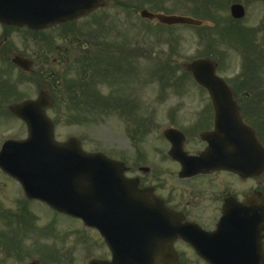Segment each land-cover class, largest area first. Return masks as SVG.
I'll return each mask as SVG.
<instances>
[{
  "label": "rangeland",
  "instance_id": "1",
  "mask_svg": "<svg viewBox=\"0 0 264 264\" xmlns=\"http://www.w3.org/2000/svg\"><path fill=\"white\" fill-rule=\"evenodd\" d=\"M105 1L104 9L78 22V27L74 32L67 34V36L75 35L76 38L73 40L75 44L71 47V50L75 51L70 50V57L67 58V71L80 70L81 73H77V78H75L74 73H70L68 77L65 76L67 71L63 72V70L66 68V63L57 65L50 63L49 65V70H55L60 79L58 88L55 90L56 95H54V98L58 99V105L56 109L48 112V115L56 122L57 139L67 141L71 137H76L81 140L86 152L109 154L114 158L125 152L127 156L134 155L137 156L135 158H140V166L143 167L151 168L155 163L164 164L160 157H154L156 154L155 147L161 145L156 143L157 135L148 136L142 142L139 141L140 145L138 144V147H135V143L127 133V122L113 117L117 115L116 113L108 111L106 113L107 118L101 121L92 119L100 110L104 109V102L98 100V102H94L96 103L94 107V103L91 106L90 91H100L102 94L108 95L110 86L116 84L113 78L117 75L119 77L118 81L124 83L123 81L136 80L139 76L142 77V72L150 73L153 70L155 72V66L160 63H156L154 59L165 57L167 53L168 55L171 53L173 58L171 63L167 64L168 69L166 72L169 76L175 72L176 75L179 74L174 79L181 78L180 76L184 77L185 82H180L181 78L178 83L179 88H182L180 90H185L182 92L185 95L168 96L167 84L161 82L155 73L154 75L148 74L147 77L143 76V80L138 82H141L140 84L129 87L132 90H137V92L140 90L142 93L146 91L145 97H148V99H145V101L148 105L156 108L163 103H208L206 95H200L197 85L188 79L189 74L185 69V65L198 58H211L218 64L219 75L226 80L231 81L237 75L243 76L245 85H242L241 88L255 94V96L245 100L249 110L252 111L251 115H253V108L250 106H259L261 111L257 120L264 121V0H228V4L227 0ZM194 1H196L197 6ZM235 1L245 6L246 17L237 25L227 24L226 21L231 17L229 13L230 5ZM119 4H125L126 8L131 9L128 11ZM200 6L206 9H199L195 12V8ZM134 8H144L150 11L158 9L164 14L172 13L212 22L211 27L213 28L211 31H204L205 34L209 32L206 37L211 39L210 41L209 39L201 41L199 33L202 30L199 31L195 28L174 27L172 30H158L157 25L141 20L140 11L135 13ZM101 16L106 17L108 22L107 33L104 34V28L100 29L95 26L93 28L94 37H89L93 26L91 23L94 19H101ZM129 16L130 18H128ZM243 30L254 31L257 34L259 32L258 35L256 34V38L253 35L251 36L256 40L251 43L247 50L234 46V41L241 46L245 45V40H236L237 35L242 33ZM158 33L172 35L175 43L172 38H169L168 41L162 38L153 42L156 39L155 35ZM201 34L205 35L204 33ZM210 34L215 37L213 38ZM104 36L116 39L120 43L125 42L130 45L137 43L138 46H141V49H135L136 53L134 55L139 53L140 57L133 59V55L130 54L126 56L123 52H111L109 55H111L112 60L119 62L122 60V62L120 67L116 66V69H121L119 74L116 69L115 71L110 70L116 62H112L108 68L109 62L103 59L105 56L101 53L99 45L105 40ZM14 39L17 38L14 37ZM77 41H79L78 45ZM89 42H91V46L89 45L90 49L87 50L85 45ZM151 43H154V47L150 51ZM159 50L163 51V54H160ZM75 66H77V69ZM17 75L18 73L12 69L0 72V84L1 80H11L14 84L17 83ZM166 77L169 80L168 84H172L173 79L168 78V75ZM176 80L172 84L174 88L178 84L175 82ZM33 82L36 83L34 80ZM33 82L30 79L25 82L22 81L14 89L16 94L9 89L10 95H8V89L4 88L3 93L0 92V102L4 101L8 106L12 100L37 97V86ZM75 83L82 85L83 89L80 90V87ZM68 84H72L68 93H61L62 85L67 87ZM172 91L173 94H181L175 89ZM138 100L140 101L139 98ZM141 104L143 106V103ZM143 107H146V105L144 104ZM142 109L144 113H140V115H145L146 110H149L148 108ZM162 109H159V111ZM1 110L3 109L0 107ZM95 111H97L96 114H94ZM160 113L157 114V118H160ZM101 114L100 112V117ZM4 116L9 117L5 110L0 112V146L5 138L26 136V131L20 122ZM261 124L260 129L259 127L258 129L264 142V122ZM162 177L168 182L169 177L167 174ZM144 178L147 183H153L154 176L152 174H147ZM17 186L15 182L0 172V264H21L22 261L26 260L28 262L32 259H39L42 264H88L94 258H108L98 235L94 231L86 230L85 232L84 226L78 222L75 227H72L73 231L76 230V233L71 236V241L68 240L67 250L62 249L64 245L58 231L60 219L46 206L38 203L33 204L31 201L26 202L22 191L16 190ZM3 214L6 216V222L2 218ZM61 221L70 225L66 220L61 219ZM10 241L13 242V246L9 244ZM71 246L73 250L72 254L69 255L68 249ZM54 248L55 250H53ZM57 248H61L67 256L59 254ZM21 251H26V253Z\"/></svg>",
  "mask_w": 264,
  "mask_h": 264
},
{
  "label": "water",
  "instance_id": "2",
  "mask_svg": "<svg viewBox=\"0 0 264 264\" xmlns=\"http://www.w3.org/2000/svg\"><path fill=\"white\" fill-rule=\"evenodd\" d=\"M99 4L100 0H57L53 13L40 15V10H28L26 17L59 23L86 14ZM231 14L241 19L245 10L241 5H233ZM142 16L157 17L169 25H202V22L188 18L154 16L147 12H143ZM27 23L36 24L37 21L29 19ZM189 68L198 83L210 92L216 111L217 130L214 139L209 140L212 147L209 154L189 160L194 161V166L200 164L229 169L243 176L261 174L264 171V149L255 133L242 123L228 87L215 76L214 64L198 61ZM49 105L50 101L43 94L35 102L27 101L13 108V113L28 125L29 138L4 145L0 152V168L22 184L28 198L41 200L53 209L79 218L86 226L97 229L112 248V264H157L160 259L172 256L159 253L151 245L145 248L144 245H134L133 239H124V243L113 236V228L119 232L136 233L143 222L163 227L162 223L166 220L171 226L170 242L187 230L179 225L177 218L165 217L167 213L163 212L162 204L150 207L143 201L136 189L137 184L125 180L122 163L111 161L102 154L84 153L77 139H70L64 144L55 142L54 126L44 112ZM231 214H226L217 232L219 239L230 240L227 245L229 250L218 254V264H262L260 240L264 219L254 213L253 221L250 217L246 218L248 221L238 217L230 220ZM228 225L231 227L226 231L225 226ZM226 232L229 233L224 234ZM90 264L107 263L92 261Z\"/></svg>",
  "mask_w": 264,
  "mask_h": 264
},
{
  "label": "flooded vegetation",
  "instance_id": "3",
  "mask_svg": "<svg viewBox=\"0 0 264 264\" xmlns=\"http://www.w3.org/2000/svg\"><path fill=\"white\" fill-rule=\"evenodd\" d=\"M77 22L75 20L69 24L43 30L0 24V72L11 68L13 70L15 67L13 59L21 56L34 63V72L26 73L17 67L14 70L26 77L39 79L40 82L36 84L39 90L48 88L46 79L51 78L45 74L48 64L57 65L67 59L69 49L74 44L73 40L76 39L75 35L67 34L74 32ZM232 92L244 122L250 125L253 119L246 114L249 106L239 102L236 90ZM4 106L5 102L1 101L0 107ZM166 108L167 119L162 123L168 130L174 129L176 132L172 134L174 143L164 136L165 129L160 133L163 143L156 148L155 155L160 157L164 164L155 163L152 166L153 183L148 185L144 175L139 174L142 171L141 167L127 166L125 173L128 178H138L141 189H151L149 193L151 200L154 197L161 199L167 209L182 215L183 224L197 225L203 231L210 232L221 219L227 199L233 198L244 203L248 196L255 194L264 196V174L255 178H245L229 170H195L187 162H180L175 158L178 153L200 157L208 151L209 144L204 137L215 131V112L212 103L168 104ZM160 125L161 122L154 127L156 132L159 131ZM183 170L187 173L185 176ZM164 174L168 175V182L163 179ZM260 205L261 201L258 200L257 206ZM66 232L72 234V227ZM200 243L204 252L211 251V240H203ZM103 244L110 255L108 246L105 242ZM262 245L264 250V235ZM174 247L180 257H190L185 260L187 264H209L198 256L189 242L180 240Z\"/></svg>",
  "mask_w": 264,
  "mask_h": 264
}]
</instances>
